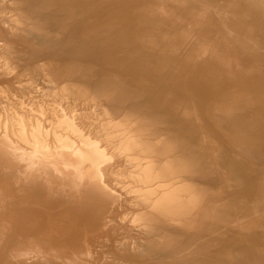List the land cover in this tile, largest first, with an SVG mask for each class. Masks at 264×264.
<instances>
[{
  "label": "rangeland",
  "instance_id": "1",
  "mask_svg": "<svg viewBox=\"0 0 264 264\" xmlns=\"http://www.w3.org/2000/svg\"><path fill=\"white\" fill-rule=\"evenodd\" d=\"M2 138L107 155L110 195L81 187L92 264H264V0H0ZM7 152L0 264L53 234L75 251L70 182L21 205Z\"/></svg>",
  "mask_w": 264,
  "mask_h": 264
},
{
  "label": "bare ground",
  "instance_id": "2",
  "mask_svg": "<svg viewBox=\"0 0 264 264\" xmlns=\"http://www.w3.org/2000/svg\"><path fill=\"white\" fill-rule=\"evenodd\" d=\"M71 127L76 130L72 124ZM2 139L3 140L0 141V152L8 151L10 155L8 157L13 156L17 158L19 163L24 164L23 169L18 171V178L16 179L15 177L14 180L15 184L18 185L17 192L22 200L21 205H31V202H33L31 199L35 200V197H33L31 194L33 192V186L35 185V182L40 179H42V181L47 186L46 191L48 196L52 197L53 199L56 197H62L65 194L63 187V185H65V181L70 182V193L67 199L71 209L68 213H65V217H67L69 224L67 236H69L77 245L75 251L69 250L68 252H64L61 250V242L59 241L58 236L55 234L47 239H27L25 242L16 246L17 248H20L8 254V259L10 262L15 264H51V262H57L60 264H92L91 250L87 241L89 232L80 224V219L83 217L82 210L84 206L85 195L84 192H82L83 190L81 187H84V183L86 182L89 184V186H95L96 189L101 193H105L107 196L108 194L110 195V193H108V189H106L107 187L104 185L100 171V165L108 159L107 155H105L104 152L97 147V142L82 140L81 144L85 148V152L78 149H72L69 146L56 148V157H59L62 160L60 163L58 158L54 156H47L51 154V151L47 144H45V141H42L39 144V141L35 140L34 144L32 145L33 148L27 152V150L14 147L15 145L9 139ZM70 146L73 147V145ZM38 154H40V156H38ZM85 161L90 163L88 168L85 167ZM39 168H41L43 172L36 174V172H40ZM49 169H52L56 172V174L61 175L62 173L60 172L63 169H68L69 175H62V182L56 175L55 178L60 181V184L56 185L57 187H54L55 189H52L53 187L50 188L49 185H51L52 181L50 178L53 176L49 178L47 173ZM52 179L54 180V177ZM11 197V195L4 196L1 197V199L2 201H5ZM107 214L108 208L104 207L102 210L97 212V217H99L103 222H106ZM4 224V227L1 226L2 235L0 242L6 238L11 231L10 224Z\"/></svg>",
  "mask_w": 264,
  "mask_h": 264
}]
</instances>
